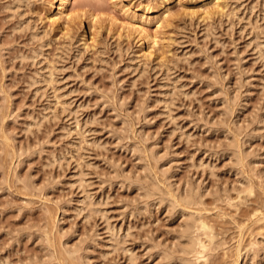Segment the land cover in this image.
Returning <instances> with one entry per match:
<instances>
[{"label": "rangeland", "instance_id": "obj_1", "mask_svg": "<svg viewBox=\"0 0 264 264\" xmlns=\"http://www.w3.org/2000/svg\"><path fill=\"white\" fill-rule=\"evenodd\" d=\"M63 2L0 0V264H264V0Z\"/></svg>", "mask_w": 264, "mask_h": 264}, {"label": "bare ground", "instance_id": "obj_2", "mask_svg": "<svg viewBox=\"0 0 264 264\" xmlns=\"http://www.w3.org/2000/svg\"><path fill=\"white\" fill-rule=\"evenodd\" d=\"M70 1H71V0H64L63 5H64L65 2H70ZM62 9H63V8L61 7V9H60V14H61V15H64L65 13L63 12ZM238 157H239V156H238ZM153 182H154V181H153ZM192 195H193V194H192ZM182 196H183V195H182ZM171 198H172V197H171ZM184 205H185V204H184ZM202 222H203V221H202ZM202 222H201V223H202ZM206 223H207V222H206ZM206 223L203 222V224H201V225L199 224V226L203 227L205 230H206V228H207V230H208L209 226H208ZM209 225H210V224H209ZM202 230H203V229H202ZM205 230H204V231H205ZM207 230H206V231H207ZM206 233H207V232H206ZM187 242H188V241H187ZM214 243H215V242H214ZM189 244H190V243H189ZM205 244H206V243H205ZM207 244H208V242H207ZM198 245H200V247H201V243L197 242L196 248L199 247ZM187 246H189V245L187 244ZM197 246H198V247H197ZM206 246H207V245H206ZM208 246H209V245H208ZM200 247H199V248H200ZM199 248H198V249H199ZM201 248H202V249H201L200 252L203 253L202 256H204V252H203V251L205 250V246L202 245ZM193 249H194V248H193ZM198 249H195V250H198ZM183 250H184V249H183ZM195 250H193V251H195ZM190 251H191V249H190ZM190 251H187V252H190ZM206 251H207V250H206ZM206 251H205V256H206V254H207ZM184 252H185V251H184ZM186 254H187V253H186ZM195 254H196V253H195ZM199 254H200V253H199ZM199 254H197V255H199ZM205 256H204V258H205ZM170 259H171V258H170Z\"/></svg>", "mask_w": 264, "mask_h": 264}]
</instances>
